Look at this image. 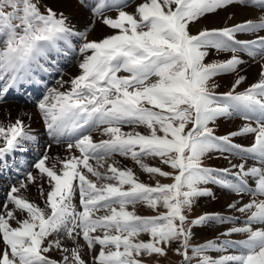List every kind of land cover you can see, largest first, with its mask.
Returning <instances> with one entry per match:
<instances>
[{"label":"snow or ice","instance_id":"6c2138e0","mask_svg":"<svg viewBox=\"0 0 264 264\" xmlns=\"http://www.w3.org/2000/svg\"><path fill=\"white\" fill-rule=\"evenodd\" d=\"M75 2L118 31L89 40L95 20L76 31L64 12L42 0H0V103L10 89L31 77L33 65L47 59L58 43L70 45L73 36L83 41L78 48L83 57L80 74L58 81L61 87L66 83L70 87L49 90L38 104L53 137L58 142L68 137L67 149L80 155L61 160L59 169L55 163L48 166L47 152L35 163L50 187L45 193L41 185L43 208L20 194L28 187L24 181L7 191L0 203V264H87L81 256L83 247L91 252L92 264H145L143 257H166L169 250L182 257L180 264H191L195 257H200L197 264H264V63L259 80L236 91L245 80L239 69L246 63L237 53L264 60V0H142L134 13L123 10L129 0ZM229 7L254 16L192 34L190 25ZM112 10L118 12L115 18L104 15ZM238 34L255 38H237ZM209 50L232 56L206 63ZM229 73L237 74L231 90L217 94L214 78ZM233 116L247 123L227 135H216L210 124ZM100 126L108 138L95 142L91 132ZM124 127L131 131H123ZM249 134L250 146L233 142ZM0 139L2 158L34 138L18 118L7 126L0 123ZM214 153L224 159H228L225 153L237 156L240 162L229 160L230 168L204 166ZM114 155L130 158L143 172L172 182L157 180L155 186L141 182L132 169L109 163ZM145 158H159L172 171L150 166ZM26 178L29 183L37 181L31 172ZM209 183L241 200L249 197L246 203L228 205L246 216L245 226L223 233H247V239L228 242L239 254L216 260L201 256L214 247L212 241L192 247L189 256L190 226L224 223L227 218L204 214L189 222L185 215L195 197L215 198L200 187ZM77 197L79 208L74 203ZM138 204L158 214L137 215ZM158 206L166 211L160 212ZM142 234L150 239H139ZM65 240L75 246H65ZM54 250L61 254L60 260L47 255Z\"/></svg>","mask_w":264,"mask_h":264},{"label":"bare ground","instance_id":"6f19581e","mask_svg":"<svg viewBox=\"0 0 264 264\" xmlns=\"http://www.w3.org/2000/svg\"><path fill=\"white\" fill-rule=\"evenodd\" d=\"M46 2L53 8V10L64 12L65 16H67L68 18H69L68 12L70 11L69 7L73 6L71 15L74 18L71 24L75 25L78 28H79V22L76 19L77 17L80 18L83 24L86 25L89 22L95 20V24L94 27L92 28V32H89L90 33V35L88 36L89 40L99 41L106 36L115 34L118 31V30H113L107 27L106 25H104L102 19L99 18L93 19L90 10L81 9L79 4H77L75 0H46ZM141 2L142 0H136L134 3L132 2L133 4L131 6L135 8L136 5ZM229 15L233 16L232 20L227 19ZM105 16L115 18L114 15L110 13L106 14ZM253 16L254 13H250L245 9L239 7H229L225 10H220L215 14H209L206 18H202L198 23L194 25H190V29L194 31H199L201 28L204 27L220 28L225 26H231L232 24L240 23L245 19L253 18ZM79 29L80 31H83V29L81 28ZM249 38H255V37L253 36ZM69 40H70V44L72 45L73 40L71 41V37L69 38ZM62 44L59 43V49L60 50L61 48L64 49L62 54L65 56L63 58H60L58 61H54L52 66L48 65L51 61L49 57L47 59L40 60V64L33 65V70H32V72L34 71L38 78L35 76V79L32 80V77L34 76L33 74L32 77L30 78L26 77L24 82L20 83L17 87L9 91V93L6 95V99L8 100L4 101L3 103H0V123H3L5 126H7L10 123H14L15 120L19 118L23 121L25 132L34 138L31 140L22 141L18 148L12 150V152L7 153L6 157L0 158V162L1 163L3 162L1 166L5 168L4 170L3 169L0 170V203L3 202V198L11 186L13 185L19 186V182L24 181L28 185V187L26 190L22 189L20 194L26 197L29 201L34 202L43 208L45 206V198L40 194L41 185L45 193L50 190V187L47 183V178H40L38 170L34 167L35 163H37L39 159L47 152V155L49 156V160L46 163L48 164V166H51L53 163H55L57 169H59L62 167V165L60 164L61 160L65 159L66 157H70L72 155L75 156L80 155L78 150L73 149L72 151H69L67 149V142H69L68 137H61L60 141L58 142L57 139L54 138L53 135L49 132V130L46 129L47 126L45 124L43 114L40 112L38 108V104L41 101L37 102V105H34V103L32 104L28 103L34 101L37 98V95L39 94H42L43 98L41 99H44V97L47 95L46 91L48 92L49 81L51 80L60 81L55 78L58 72H61V75L65 74L69 80L72 77L80 74V69L78 65L83 59L82 56H79V58L74 62V65H72V68L70 69L69 72L67 73L64 72V70L67 67H69L68 62L70 61V59H72L73 51L71 52L69 51V48L67 46L68 44H64V45ZM58 50H53L51 54L56 55ZM209 51H210V55L207 57V59H209L211 62L224 61L226 59L231 58L232 56V53L216 52L215 50H209ZM237 55L242 56L243 52L237 53ZM244 64L247 65L243 67L242 64L239 69V75L245 77V80L239 85V87L241 88L256 83L260 78L259 73L261 69L259 68V66L261 65V63L246 61V63ZM236 79H237L236 73L234 74L229 73L226 76L215 77L214 82L218 84L219 87H222L227 84H233ZM36 85H40V89L42 91L44 90L45 94L42 93L40 89L34 90ZM69 87L70 84H67L66 87L65 86L61 87L59 83L56 84L55 86H52L53 89L55 88L58 89L59 91H66ZM19 98H21V100L23 101L19 102ZM33 106H36L38 109ZM30 108L32 110H30ZM33 109H36V111H34ZM231 121H232L231 124H227L228 121L226 117L219 118L216 120L214 124H210V126L213 127L215 132L220 135L224 133L228 134L229 132L235 131V129L242 122L241 120L236 118L231 119ZM220 127H223V130L220 131L219 129ZM92 137L95 142H98L101 136L99 134ZM0 147L3 146L0 145ZM217 157H218L217 155L213 154L212 159L216 160ZM11 159H15V162L13 163ZM212 162L214 161H211V163ZM90 163L95 165L93 161H90ZM122 163H123L122 165L123 168L132 167L134 168L132 169L133 172L134 173L136 172L137 166L130 160H125ZM28 172H31L34 176L37 177V181L35 184L29 183L27 181L26 177ZM18 174H21L22 177H19ZM206 185L210 188V190L212 189V187H210L208 184ZM224 196L223 195L218 196V198H216L213 204H216L217 206H222L221 204L228 205L230 203V198L232 196L229 195H224ZM74 202L76 204V200H74ZM76 205L78 207V204ZM13 226H15V224ZM74 246L75 245L72 243V241H69V245L67 247L71 248ZM84 250L87 251L85 248Z\"/></svg>","mask_w":264,"mask_h":264},{"label":"rangeland","instance_id":"374dc122","mask_svg":"<svg viewBox=\"0 0 264 264\" xmlns=\"http://www.w3.org/2000/svg\"><path fill=\"white\" fill-rule=\"evenodd\" d=\"M135 1L136 0H129L128 7L124 8L123 10L124 11H127L129 13H134L135 8L133 6H131V5ZM42 3L43 4H47L46 0H42ZM47 5L49 7H51L49 4H47ZM69 9H70V11L69 12L66 11V12H68V14H69L68 21L71 24L72 23V20L74 18L71 15L73 6H70ZM42 10H43V8H42ZM109 13L110 14H113L114 17H116L118 15V12L116 10H112V11H107L106 12V14H109ZM94 18H96V17H93V19ZM76 19L79 22V28L84 29V27L86 26V24H83V22H82V20L80 18L77 17ZM73 28L74 29L77 28L78 31H80V29L78 27H76L75 25L73 26ZM190 30H191L192 34H196L198 32V31H194L192 29H190ZM90 32H92V30ZM89 35H90V33H88V36ZM244 37L245 36H242L240 38H244ZM72 40H73V44L72 45L73 46L75 45L74 47H77L78 46L77 49L79 48V45L81 43H83V41H81L78 38L79 44H77V42L74 41L75 40L74 36L71 37V41ZM77 49L70 50V48H69V51L70 52L73 51L72 59L76 56L75 51ZM62 52L63 51H61V54H62ZM79 56H81V55H79ZM240 58L242 60H244V61H249V62L253 61V62H257V63H264V60H261L260 57H256V59L253 60L247 54H245V55L243 54L242 56H240ZM59 59L60 58H58V60ZM72 59H70V61L68 62L69 67H67L64 70V72H66V73L69 72L70 69L72 68V65H74V63L73 64H70L71 61H72ZM205 62L206 63H210L211 61L206 58V61ZM246 65L247 64H243V67L246 66ZM259 68H260V66H259ZM57 74H61V72H58ZM232 74H234V73H232ZM226 75L227 74H225V75L224 74H221V75H218L217 77H222V76H226ZM56 76H55V78H56ZM58 77H59L58 80H60V81L61 80H63V81H69V79L66 77L65 74H62L61 76H58ZM53 81H56V82L54 84H52L51 82H53ZM56 84H58V81L57 80H51V81H49V83H48V85H49L48 92H49V90L53 89L52 86H55ZM66 85H67V83L64 84L65 87H66ZM232 85L233 84H227L225 86L216 88L215 89V92H217L218 94L219 93L228 92L229 90H231ZM249 86L250 85H248L246 87H243V88L237 86L236 91L237 92H243ZM41 98H43V96H41ZM19 99L21 100V98H19ZM42 100L43 99L39 100V102L42 101ZM34 105H37V104H34ZM31 107H32V105H31ZM33 107L37 108L36 106H33ZM30 110H32V109L30 108ZM33 110L36 111V109H33ZM219 118H224V117H219ZM234 118L239 119V120L242 121L241 122L242 124L240 123L239 126L235 129V131L239 130L240 127L244 123H247V121L243 120L240 116H233V117H226V119L228 121L227 124H231L232 123L231 119H234ZM253 126H255V123L254 122H253ZM103 127L104 126H102V128ZM99 129H100V127H99ZM219 129L221 131V130H223V127H220ZM95 130H93L91 133H93V132L96 133V131H97L100 134V136H101L100 138L102 140L108 138L107 136L103 135L102 130H100V131L99 130H96L95 131ZM136 130L137 131H141V132H144L145 131V129H143V128H137ZM123 131L128 132V131H131V129L128 128V127H124L123 128ZM216 135L219 136L220 134L216 133ZM222 135H227V133H224ZM238 140L240 142L244 143V144H249L250 145L252 143V141H253V137L251 136V134H249L248 136H242V137H235V138H233V141H238ZM214 154L218 156L216 158V160H214V159H206L204 161V166L210 167V168H213V169L230 168V164L228 162L229 160H231L232 163H239L240 162L239 157L234 156V155H230V154L225 153L224 155L225 156H228V159H224V158L221 157V154L220 153H218V154L217 153H214ZM125 160H130L131 162H133L134 164H136L130 158H126V157H123V156H120V155H114V156H112L108 162L109 163L115 162L116 166H118L120 168H123V166H122L123 163L122 162H124ZM211 161H214V162L211 163ZM144 162L147 163V164H149L150 166L161 167L163 171H172V169H170L167 165L161 164L159 162V158H145L144 159ZM93 163L95 164V161H93ZM249 164H251V163L249 162ZM136 166H137V168H136L135 174H136L137 178L141 182H144V183L149 184L151 186H155V184L157 183V180L160 183H162V184H164V183H171L172 182L171 180H169L168 178H165V177H158V176L153 177V176H150V174L143 172L139 168V166L137 164H136ZM130 169H134V168L131 167ZM233 171H235V169H233ZM228 178L231 179V177H228ZM208 185L210 187H212L211 190H210V188L206 184H202V185H200V187L201 188H207V189H209L213 193V195H214L215 198H213L212 196H197V197H195L191 210L190 211L187 210V209L185 210V215L187 216L188 221L190 222L192 220H195L196 218H198L199 216H202L204 214H218L221 217L227 218V220L224 223H220L218 221H208V222H206L204 224L196 225V226H190V225L186 224V227H189V226L191 227V233H192L191 234V237H190L189 256L192 255V252H191V248L192 247L199 246V245H204V244L208 243L209 241L214 242V247L205 249L201 253V256L211 257L212 259L216 260V259H220V258H222L224 256H227V255H236V254H239L238 251H237V249L235 247H230L229 246V243L228 242L238 243V242H240L242 240H246L247 239V233H231L230 235H223V233L228 232V230L231 229L232 227H243V226H245L244 221L246 219V216L244 214H241L240 212L236 211L235 209H230L228 207V205L230 203H233L234 200H235V202L246 203V202H248L249 197L248 196H245V197H243V200H241V198L239 196H236L235 194L229 192L228 190L224 189L223 187H221L218 184L209 183ZM215 191H216V193H215ZM222 195L223 196L224 195L232 196L230 198V203L228 205L221 204L222 206H217L216 204H213L214 201L216 200V198H218V196H222ZM224 197H227V196H224ZM77 203L78 202H77V199H76V204ZM158 207H159V211L160 212L166 211L162 206H158ZM128 210L131 211L132 210V207L129 206ZM135 211H136V214L137 215H142V216H151V215H157L158 214L156 211L147 208L143 204L136 205ZM230 225H232V226H230ZM139 239H142L144 241H148L150 239V236L147 235V234H142L139 237ZM79 243L81 245H84V241L82 239L79 240ZM64 244H65V246H68L69 245V241L68 240H65L64 241ZM177 246H178V244H175V243L173 244V247H177ZM84 248L87 251H85ZM98 249H99V246L97 245V251H98ZM47 255H49L51 258L57 259V260H60V258H61V254L58 251H55V250L52 251V252H50V253H48ZM81 256L87 262V264H92V254H91V252L86 247H83L81 249ZM143 259L145 260V264H154V262L157 259L159 261V264H180V262L182 260V257L179 256V255H176L173 251L169 250L168 251V255L166 257L157 258V257L153 256L151 258L143 257ZM199 259H200V257L193 258L192 261H191V264H197V261Z\"/></svg>","mask_w":264,"mask_h":264}]
</instances>
